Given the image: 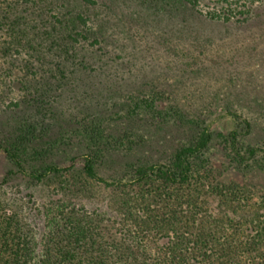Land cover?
I'll use <instances>...</instances> for the list:
<instances>
[{
	"label": "trees",
	"instance_id": "obj_1",
	"mask_svg": "<svg viewBox=\"0 0 264 264\" xmlns=\"http://www.w3.org/2000/svg\"><path fill=\"white\" fill-rule=\"evenodd\" d=\"M81 1L89 9L101 6L98 0ZM197 3L141 0L136 9L141 17L169 13L176 18L197 11ZM52 4L45 3L50 16L39 8L29 20L10 0H0V66L5 58L20 55L26 44L32 45L33 58L48 65L38 76V66L31 64L33 87L27 99L14 102L4 115L0 155L21 178L51 187L48 201L40 207L43 224L37 236L0 203V264H264V197L254 201L253 193L222 182L214 173L206 154L213 133L204 121L188 119L158 92L129 94L121 106L122 125L107 133L98 156L86 147L105 134L101 114L112 106L99 105L95 115L89 103L87 121L54 115L60 87L55 81L67 80L75 72L85 71L90 77V70L84 61H74L75 47L87 37L81 32L74 35L73 22L65 21ZM242 6L241 15L248 11L245 3ZM232 12H208L203 17L227 23ZM91 20L80 13L74 22L88 29ZM165 51L173 50L167 46ZM56 59L63 63L56 64ZM67 62L78 68L69 72ZM147 115L160 130L172 123V133L186 131L185 144L167 162L133 166L119 177H104L101 161L110 154L131 152L140 141L136 131L145 130ZM232 115L237 122L234 129L219 136L235 153L233 161L244 168L264 150L244 147L241 137L250 133L251 124L237 113ZM59 157L65 163L82 157L84 171L71 170L67 178L60 177ZM28 197L37 204L34 193Z\"/></svg>",
	"mask_w": 264,
	"mask_h": 264
},
{
	"label": "rangeland",
	"instance_id": "obj_2",
	"mask_svg": "<svg viewBox=\"0 0 264 264\" xmlns=\"http://www.w3.org/2000/svg\"><path fill=\"white\" fill-rule=\"evenodd\" d=\"M10 1L13 8L23 10L29 20L39 13V8L41 14L51 15L45 5L49 0ZM140 1L98 0L101 6L89 9L81 0H50L57 11L63 13L65 21L73 22V34L81 32L87 37L75 47L74 61H84L90 70L87 72L90 77L85 71L80 73L88 76V80L75 72L67 80L55 81L60 87L53 104L54 115L66 120L87 121L89 115L86 116L85 108L89 103L95 115L99 113V105L112 106L101 114L105 134L86 147L100 156L108 140L107 133L116 132L122 125L121 106L129 94L158 92L165 102L177 104L188 119H199L209 125L213 140L206 154L219 179L244 188L247 194L253 193L254 201L261 200L264 197V152L250 158L247 167L241 168L233 161L235 153L219 134L234 129L237 122L232 113H237L251 124L250 133L241 137L244 147L264 150V0H228V3L197 0V11L191 15L182 13L176 18L169 13L138 16L136 7ZM244 3L248 11L241 15L238 12L245 10ZM228 9L233 12L227 23L203 17L208 12L224 13ZM80 13L91 16L88 29L74 22ZM167 46L176 53L166 52ZM31 49L32 45L26 44L20 55H12L1 62L0 138L5 129V113L13 108L14 102L27 99L33 87L31 81L35 76L31 64L38 66V76L42 68L48 66L33 58ZM61 63V59H56V64ZM64 65L69 67V72L78 68L70 62ZM81 89L86 92L81 93ZM145 121V130L136 131L140 141L134 149L110 154L107 160L101 161L100 174L116 178L133 166L167 162L185 144L186 131L172 133V123L160 130L150 115ZM56 161L58 174L64 178L71 170L83 172L85 168L82 157L69 163L61 157ZM17 174L0 155V203L10 214L18 215L25 228L36 235L43 224L40 207L48 201L51 187L25 180ZM29 193L36 196V205L29 202Z\"/></svg>",
	"mask_w": 264,
	"mask_h": 264
}]
</instances>
